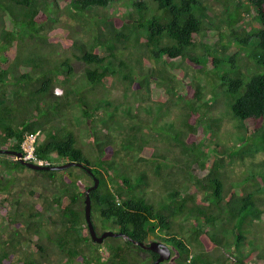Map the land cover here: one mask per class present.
<instances>
[{
    "label": "trees",
    "instance_id": "obj_1",
    "mask_svg": "<svg viewBox=\"0 0 264 264\" xmlns=\"http://www.w3.org/2000/svg\"><path fill=\"white\" fill-rule=\"evenodd\" d=\"M121 2L0 0V151H20L25 134L41 133L37 159L80 162L75 169L89 184L97 178L88 191L93 228L96 214L101 226L116 225L131 239L108 237L107 256L91 258L84 253L91 242L83 177L68 167L31 169L42 207L26 216L19 196L11 201L0 264H46L50 249L62 254V264H134L141 251L135 242L161 231L181 264H264V236L253 227L262 222L264 230V157L244 161L264 156V0H130L127 8ZM150 83L159 90L153 97ZM116 86L126 98L110 96ZM216 104L217 114L210 113ZM221 116L232 121L229 145L218 138ZM107 119L122 127L97 129ZM143 127L155 130L162 146ZM120 152L137 154L135 162L121 161ZM141 161L148 165L138 168ZM234 162L243 170L229 181L224 168ZM26 168L0 153V192L15 181L14 170ZM147 171L158 186L170 185L169 202L160 207L146 193ZM185 182L190 187L180 194ZM52 208L56 215L46 220L57 232L31 219ZM19 225L39 234L36 256L14 254L27 240Z\"/></svg>",
    "mask_w": 264,
    "mask_h": 264
},
{
    "label": "rangeland",
    "instance_id": "obj_2",
    "mask_svg": "<svg viewBox=\"0 0 264 264\" xmlns=\"http://www.w3.org/2000/svg\"><path fill=\"white\" fill-rule=\"evenodd\" d=\"M129 1L130 0H123V2H121L120 4H121V6L127 8ZM59 2H60L59 3L60 7H62L63 3L61 1H59ZM213 8H214L215 12H217L218 14L220 13L221 6L219 4H214ZM111 10L112 9H110V11ZM113 10L114 11H112V12L116 16L120 12V10H117L115 8ZM209 13L211 14L212 12H209ZM77 30L79 31L80 28H77ZM241 52H243V51H241ZM192 70L193 69H191V71ZM73 80H75L76 82H79V80H80V74L77 71H76V74L74 75V79ZM188 82H189V78L188 77L182 79V84L184 83V85L185 84L188 85L187 84ZM203 82H204V80L202 79V77H200V84H202ZM179 85L182 86L181 85V81H180ZM149 86L151 87V96L153 97L154 95H156L159 92V90L157 89V87L152 85V83H150ZM153 89H155V91H153ZM54 91L56 93H58V92H60V88L56 87L54 89ZM110 96L113 97L116 101H119V100L123 99V97L126 98V95L123 96V92H122V90H120L119 86H116L115 88L112 89V91L110 92ZM205 97H207V95H205ZM127 98H129V96ZM135 102L136 101L134 100L133 104H135ZM215 106H214L215 108L213 107L211 109L210 113L217 114V112L219 110V105L216 104ZM171 115L173 116L174 113H171ZM220 124H221V126H220V130L218 132V135H219L218 138H219V140L221 141L222 144L229 145L231 143V141H230V139L228 137H229L230 133L233 131L232 121L227 119L224 116V117H222V120H221ZM96 127H97V129H101V130H107V129L110 128L109 131L113 132V131L119 130L122 127V125H115V124L111 125V122L107 119V120H104L103 122H101L99 125H96ZM140 132L143 133L146 137H148L150 139L152 138L151 140L153 141V144H155L157 146H162V143L159 142V140H155V139H158L155 130L143 127L140 130ZM78 133H79V142L81 144L86 143L87 140H88V136L86 134V131L84 129H80ZM205 136H206V137H204L205 139L210 138L208 133ZM42 137H43L42 134L39 133L37 135V141L41 140ZM211 137H214V136L211 135ZM205 139H204L203 142H206ZM90 153H93L92 149L90 150ZM119 154L122 157L121 161H125L128 164H133L135 162L136 157H137V154L135 155L134 153H133L134 155L133 154H130V156L126 155V156H129V157H126L125 155H123L122 152H120ZM51 157H53V155H51ZM263 157H264L263 154H256L254 158H252V159L248 158L247 160H244V161H246V162H248L250 160L251 161L252 160L259 161ZM7 158L12 160L13 157L11 155L7 154ZM144 165H148V164L144 163L142 161L137 164L138 168L139 167L143 168ZM68 168H71V169H69V171H74L73 173H76V175H78V177H83V178H79V180H78V183H81L80 184L81 187L85 186V185H89L88 177H86V175H83L81 173V171L75 169L76 168L75 166H70ZM119 169H120V167H119ZM119 169H117V171L115 170L112 173H110V176L111 177H113V176L116 177V175L119 174ZM75 170L77 172H75ZM224 170H225L224 176H226V178L229 181H233L235 179L240 178L239 174H240L241 170H243V165L239 164L237 162L236 163L234 162V163H231V164H227L225 166ZM13 172L14 173H12V174L15 175V177H16L15 181L11 185H9V187H8V189L6 191L0 192V240L6 239V236L9 234V231H10V228H11V226H10L11 224L10 225L8 224V222H7L8 220H7V217H6V213H8L7 211H10V209H13V206L11 205V201H14L19 196L18 199L20 200L21 204H23L22 213H24V215L28 214L29 212L32 213L33 211H35V209H37L39 207H42L41 206L42 202L36 196V192H39L42 189H40L38 186H36L35 182H37V181H36V179H33V177H32L33 174L31 172V169H27L26 168V169H21V170H17V171L14 170ZM147 172H148L147 174H148V176L150 178L149 179L150 181H149L148 185L145 187L146 193L150 197V199L153 201V203L156 204L158 207H160V205L162 203H165V201L169 202V199L167 198V195L169 193L170 185H169V187H167V186L164 187V186H162V184H159V186H158L157 185V181L159 182L158 178H155V176L150 173L151 171H147ZM60 175L62 176L63 173H61ZM107 185H108V187L110 189H113V187H114L111 184V182H109V181L107 182ZM189 187H190L189 183L185 182L183 184V186L181 188H179L180 194L183 193V192H186L189 189ZM50 188H52V184H49V186L47 185L46 188H45V189H47L46 194H47L48 197H49V191L48 190H51ZM30 189L34 190L35 193L32 194V195L27 194V191L30 190ZM196 202L200 204V201H198L197 198H196ZM203 204H205V203H203ZM41 210H42V208H41ZM48 215H51V216H55L56 215L54 208L50 209L49 211H43L42 215H39V217H37L35 215V216H33L34 218H31V219H33V221H36L38 219L40 222L45 223L44 226L47 228V230H51V232L60 231V229H58L57 227L56 228L52 227L48 223V220H46V216H48ZM185 218H186L185 220L187 222H190V223L192 222V220L190 218H188V217H185ZM93 220H94V224L97 223L98 216L96 214H94ZM99 221H100V219H99ZM261 223L262 222H257L256 224L253 225V227L255 226L254 228H256L258 230V231H256V237H258L260 239H262V237L264 236L263 235L264 234V230H262V224ZM101 225L97 223V227H99L101 229L110 230V231H113V229H114V228H110V223H108L105 226L104 225L101 226ZM19 227H20V230H23V233H22V235L24 236L23 238H26L27 240H22L21 241V243L18 245V247L21 250L16 249L15 251H13L14 254L22 256L25 253H30L33 256H36V253H34L35 250H34L32 244L35 243L37 238H39V234L38 233H36V234L29 233L30 235H28V233L25 232V229H24L23 225H19ZM171 227H172L173 230H175V225L171 224ZM204 227L205 226L203 225L202 228H204ZM160 234L165 235V232L161 231ZM106 241H108L107 238L104 240L105 245H102V244L98 245L96 247V249H99V250H102V251L104 250L106 252V248H105ZM6 245H7V243H4V247H3L4 250L5 249L8 250V248H9V247H6ZM50 250L48 251V254H46L47 255V261H45V262H47L46 264H62V262L60 261L63 258L61 256L62 254L58 253L55 249H53V251H51V252H50ZM9 252L11 253L12 250H9ZM224 254H225L226 257L229 255L228 252H224ZM93 257L94 256H92L91 258H93ZM72 261H74V260H72ZM3 264H5V263L3 262ZM171 264H180V263L172 262Z\"/></svg>",
    "mask_w": 264,
    "mask_h": 264
},
{
    "label": "water",
    "instance_id": "obj_3",
    "mask_svg": "<svg viewBox=\"0 0 264 264\" xmlns=\"http://www.w3.org/2000/svg\"><path fill=\"white\" fill-rule=\"evenodd\" d=\"M0 153L15 155V157L17 158V161L19 163H21L22 165H24L25 167H27L29 169H34V170H37V169H42V170H50V169L56 170L57 169V170H60V169H64V168H67L70 166L82 167V164L80 162H75V161H68L65 163L58 164V165H38V164H34L31 162L22 160L20 158V156H21L20 152L1 150ZM84 169L88 172V174L91 175V172L89 171L88 168H84ZM92 180H93V183L91 186L86 188V190L84 192V198H83V219H84L85 224H86L88 235L90 236L91 240L96 241V242H100L106 236H112V237L123 236V234L121 232H113L110 230H104L99 236H96L94 229H93V226H92L91 221H90V199L88 196V191L96 187L97 178L92 177ZM136 243L138 245L142 246L143 248H146V249L157 254L156 259L150 264H158V263L162 262L163 260H167L169 258V249L164 244L157 243L155 241H151L148 243L147 246H144L140 242H136Z\"/></svg>",
    "mask_w": 264,
    "mask_h": 264
},
{
    "label": "flooded vegetation",
    "instance_id": "obj_4",
    "mask_svg": "<svg viewBox=\"0 0 264 264\" xmlns=\"http://www.w3.org/2000/svg\"><path fill=\"white\" fill-rule=\"evenodd\" d=\"M91 185L92 184L90 183L89 185L86 186V188H88ZM85 190L86 189H84V192H85ZM84 192H83V195H84ZM84 223H85V221H84ZM110 228H114L113 232H120V231H118V226H116V225H112V226H110ZM93 229H94V232H95L96 236H99L104 231V229H101V228L97 227V223L94 224V228ZM108 237H112V236H106L100 242H96V241L91 240L90 236L88 235V238L90 239L89 241L91 242V245H89V246L87 245V248L84 250L85 251L84 253L89 254V256L91 255V257L92 256H94V257L99 256L100 258H105V256H107V255H105L106 252L104 250L102 251V250L96 249V247L98 245H101V244L104 245V243H105L104 240L106 238H108ZM114 237H120V239L122 241H124L125 239L131 241V239L128 238L127 236H125L124 234H123V236H114ZM151 241H155L157 243L164 244L169 249V258L167 260H163L162 262H160L158 264H171L172 262L180 263L179 260L177 258H175L176 257L175 248L167 240V236H165L163 234H160V236H154L152 234H148L144 238L143 242H140V243L142 245H144V246H147L148 243L151 242ZM138 246L140 247L141 251H138L139 252L138 256L135 257L137 261L134 264H150L156 259V257H157L156 253H154V252H152V251H150V250H148L146 248H143L140 245H138ZM91 264H93V262Z\"/></svg>",
    "mask_w": 264,
    "mask_h": 264
},
{
    "label": "clouds",
    "instance_id": "obj_5",
    "mask_svg": "<svg viewBox=\"0 0 264 264\" xmlns=\"http://www.w3.org/2000/svg\"><path fill=\"white\" fill-rule=\"evenodd\" d=\"M61 92V90H60ZM60 92L56 93L54 91L55 94H59ZM39 133L37 131L33 132V133H29V134H25L24 135V138L23 140L21 141L20 143V151H17V152H20L21 153V156L20 158L24 161H28V162H31V163H34V164H38V165H48L47 161L46 160H40V159H37L35 156H34V151H33V148H34V145L37 141V135ZM30 137H33V141L30 142ZM30 145L32 147V150H31V158H24V155H25V151L22 149V145ZM10 151V150H9ZM3 154V153H1ZM8 155H11L13 158L12 160H17V158L15 157V155H12V154H8ZM38 161H41V163H38ZM29 169V168H28Z\"/></svg>",
    "mask_w": 264,
    "mask_h": 264
},
{
    "label": "built area",
    "instance_id": "obj_6",
    "mask_svg": "<svg viewBox=\"0 0 264 264\" xmlns=\"http://www.w3.org/2000/svg\"><path fill=\"white\" fill-rule=\"evenodd\" d=\"M32 141H33V137H30V142H32ZM21 147L25 151L24 158H31L32 147L28 144L22 145ZM38 163H41V161H38Z\"/></svg>",
    "mask_w": 264,
    "mask_h": 264
},
{
    "label": "bare ground",
    "instance_id": "obj_7",
    "mask_svg": "<svg viewBox=\"0 0 264 264\" xmlns=\"http://www.w3.org/2000/svg\"><path fill=\"white\" fill-rule=\"evenodd\" d=\"M99 181V180H98Z\"/></svg>",
    "mask_w": 264,
    "mask_h": 264
}]
</instances>
